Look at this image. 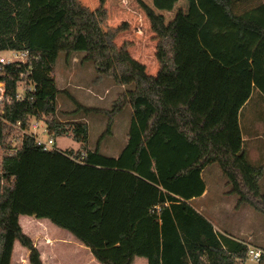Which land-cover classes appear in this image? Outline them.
Returning a JSON list of instances; mask_svg holds the SVG:
<instances>
[{
  "label": "trees",
  "instance_id": "obj_1",
  "mask_svg": "<svg viewBox=\"0 0 264 264\" xmlns=\"http://www.w3.org/2000/svg\"><path fill=\"white\" fill-rule=\"evenodd\" d=\"M178 1L152 0L156 9L169 12ZM188 3V12L180 10L168 25L142 3L157 42L159 71L152 76L132 57L131 42L116 45L128 24L108 27L104 0L95 11L81 0H0V51L28 50L38 57L27 76L36 92L25 101L14 99L8 120L44 119L49 134L69 133L56 116L61 91L54 76L61 53H83L94 65L96 83L107 77L126 88L103 112L108 132L117 114L128 105L133 109L118 158L87 149L88 125L75 122L72 133L82 144L77 153L44 151L27 137L16 155L3 159L0 264H11L15 242L30 252V264H44L22 230L21 216L50 220L91 249L100 264H134L138 257L148 264L247 259L249 244L216 232L193 200L206 191L203 171L217 163L237 207L248 205L264 215V166L243 150L240 123L255 92L264 99V3L244 5L239 13L236 0ZM27 69L6 68L13 95ZM10 132L0 122L1 147Z\"/></svg>",
  "mask_w": 264,
  "mask_h": 264
},
{
  "label": "rangeland",
  "instance_id": "obj_2",
  "mask_svg": "<svg viewBox=\"0 0 264 264\" xmlns=\"http://www.w3.org/2000/svg\"><path fill=\"white\" fill-rule=\"evenodd\" d=\"M100 1L81 0L82 4L92 11H95L99 7ZM104 1L105 7L108 10V27L117 28L125 23L128 24V29L116 37V45L120 47L125 42H131L134 46L133 51L130 52L132 57L141 58L147 65V74L150 75L155 67V60H157L154 50V41L156 42V40L153 38V34L155 33L151 29L150 20L142 8V3L153 9L152 0ZM236 1L238 13L244 10V5L252 7L264 3V0ZM180 10L184 13L188 12V0H179L170 12L154 11L157 14H162L165 17V24L168 25L174 20ZM130 49L129 51H131ZM0 56H7V53H2ZM83 58V53H75L70 58H68L67 54L61 53L55 66L56 73L54 78L57 80V86L61 90L56 100L58 105L56 116L66 126L69 133L63 136H55L54 134H49V132L42 134L43 129H47L44 119L33 120H36L42 128L40 134L42 139L47 140L50 136H54L57 149L63 152L72 151L74 153H77L82 148V144L74 139L72 127L75 122L87 123L89 138L85 147L87 149L90 148L89 150L92 151L99 149L107 157L118 158L128 142L133 109L128 105L121 113L117 114L110 132H108L109 119L103 112L112 109L117 95L126 88L115 85L107 77L96 83V70L93 63L84 61ZM84 108L97 109L101 112H96L95 110L86 112ZM241 128L245 138H249L248 143H253L257 137H261L254 143L264 144V99L257 92H255V96L241 116ZM8 146H10L9 138L6 147ZM6 147H0V169L2 154L7 152V150L4 152ZM246 153L249 156L247 150ZM250 158L252 161V157ZM204 173L202 178L205 185H207L209 194L204 200L193 205L198 208L200 206L206 207L207 210L203 212L209 218H212L213 215L211 211L217 209L220 215L222 213L223 220L226 223H233V228L236 231L250 233L249 235L253 237L250 243L251 248H259L264 251V215L258 213L248 205L234 208L237 205V197L227 193L229 189L227 179L217 163L209 166ZM262 188L264 190V180ZM229 205L233 208L231 213L229 212ZM214 221L217 225L220 223L217 219ZM222 228H224L222 229L223 231L226 230V227H223V225ZM242 239L247 240L248 237H242ZM243 264L264 263L247 256Z\"/></svg>",
  "mask_w": 264,
  "mask_h": 264
},
{
  "label": "crops",
  "instance_id": "obj_3",
  "mask_svg": "<svg viewBox=\"0 0 264 264\" xmlns=\"http://www.w3.org/2000/svg\"><path fill=\"white\" fill-rule=\"evenodd\" d=\"M154 10L159 12H169V11H160L153 7ZM153 38H155V34H153ZM154 50L156 52V42L154 41ZM134 46L130 49L132 52ZM140 63L145 64V62L139 57H133ZM156 64L153 71L150 73L152 76H156L159 71V63L155 60ZM147 66V65H146ZM57 82V80H56ZM60 90V89H59ZM61 91V90H60ZM249 106L247 104L243 111L241 112V116L243 115L244 110ZM241 116H240V123H241ZM257 131V129H256ZM261 137H257L255 139L259 140ZM243 139V150H246L249 153L248 157H252V161L254 164L264 165V144H256V143H248L249 138L246 139L245 136L242 134ZM90 149V148H89ZM247 154V153H246ZM251 160V158H250ZM216 163H212L214 165ZM207 166L202 173V177L205 174L204 172L209 168ZM228 186V185H227ZM227 193H230V187L228 186ZM208 188L206 185V191L203 196L194 199L193 204L198 203L204 200L208 196ZM195 209L202 214L206 219H208L211 224L214 226L216 232L226 235L232 239L237 241H246L251 246V237L246 231L243 233L241 231H236L233 228V223H226L223 220V215L218 213V210H212L213 212L212 218L207 217L203 211L207 210L206 207L194 206ZM237 205L234 207L236 209ZM229 212L233 211L231 205L228 206ZM232 217V216H231ZM219 220V224L217 225L214 220ZM224 221V222H223ZM19 223L22 227L23 232L28 235L35 243L36 247L39 249L41 253V259L44 264H100L96 258L94 257L91 249L83 245L79 240H77L71 233L68 231L61 229L54 225L48 219H37L35 217L30 216H21L19 218ZM226 227V230H222ZM242 237H248L247 240H243ZM259 249V248H257ZM30 252L24 248L19 242H15L14 244V251L12 256L11 264H30L29 262ZM134 264H148L147 259L145 258H136Z\"/></svg>",
  "mask_w": 264,
  "mask_h": 264
},
{
  "label": "built area",
  "instance_id": "obj_4",
  "mask_svg": "<svg viewBox=\"0 0 264 264\" xmlns=\"http://www.w3.org/2000/svg\"><path fill=\"white\" fill-rule=\"evenodd\" d=\"M7 53V56H0V122L10 127L11 132L9 134L10 146L4 149L7 152L2 154L3 156H14L16 155L24 145V141L27 137H31L35 140L36 144L41 147L44 151L59 150L56 148V142L54 136H50L47 140L41 138V127L36 120H30L24 124L21 121L13 123L6 118V112L8 107L12 104L13 100L25 101L28 99V95L36 92V84L27 80V76L31 75L34 69V63L38 61V57H33L30 51H18V50H6L0 51V54ZM28 65L27 74H21L20 80L17 84L15 95H13L7 87V82L4 79L6 77V68L21 67ZM48 129H43L42 134L47 133ZM1 147V146H0ZM83 157L85 154H82ZM3 175L2 162L0 169V177ZM264 255V251L261 249L249 247L248 256L259 261Z\"/></svg>",
  "mask_w": 264,
  "mask_h": 264
}]
</instances>
